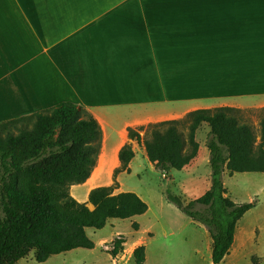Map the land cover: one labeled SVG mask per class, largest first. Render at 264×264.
Masks as SVG:
<instances>
[{"label": "crops", "instance_id": "crops-1", "mask_svg": "<svg viewBox=\"0 0 264 264\" xmlns=\"http://www.w3.org/2000/svg\"><path fill=\"white\" fill-rule=\"evenodd\" d=\"M60 102L82 106L101 129L91 175L70 188L72 197L86 202L91 189L113 183L124 145L134 152L129 172L137 152L147 158L144 147L128 137L129 128L142 139L148 125L182 120L195 110L263 113L264 0H0V122ZM200 148L199 143L196 157ZM196 157L181 170L191 174ZM129 172L117 174L114 194L134 192L121 181ZM235 174L223 173L227 195L254 206L238 220L219 264H264V172L242 173L253 184L245 199L235 198L225 183ZM77 188L83 192L74 194ZM148 213L149 206L123 219L133 228L131 239L122 235L116 257L104 253L111 264H135L139 245L144 264H213L205 226L181 211L150 218L145 226L140 218ZM111 240H92L88 253Z\"/></svg>", "mask_w": 264, "mask_h": 264}, {"label": "trees", "instance_id": "trees-1", "mask_svg": "<svg viewBox=\"0 0 264 264\" xmlns=\"http://www.w3.org/2000/svg\"><path fill=\"white\" fill-rule=\"evenodd\" d=\"M236 111L228 107L195 110L182 120L148 125L142 139L137 130L128 129V137L144 147L147 159L169 171L181 170L196 157V131L208 126L210 187L193 200L169 191L165 199L205 226L213 264L229 252L238 220L254 206V202L235 203L229 198L224 171L264 172V115L257 140ZM183 121H189L186 139L179 130ZM101 139L96 119L72 102L0 122V264H16L30 253L40 263L76 248L92 249L86 228L101 229L108 219H128L147 211L146 202L136 193L114 194V184L91 189L86 202L70 194L72 185L84 183L91 175ZM133 157L131 146L124 145L113 177L129 172ZM124 242L125 237L118 235L107 252L116 257ZM132 256L135 264H144V246H137Z\"/></svg>", "mask_w": 264, "mask_h": 264}, {"label": "rangeland", "instance_id": "rangeland-1", "mask_svg": "<svg viewBox=\"0 0 264 264\" xmlns=\"http://www.w3.org/2000/svg\"><path fill=\"white\" fill-rule=\"evenodd\" d=\"M234 114L240 122L247 123L252 127L258 140L260 129L259 122L264 112L254 113L251 111L238 110L234 112ZM188 125L189 121H183L179 125V130L182 132L185 139L188 133ZM208 130L209 128L205 124L196 131V139L201 144V148L199 150L198 157H196L194 160L195 168L191 169V174L190 172L188 173L187 170H160L159 168L155 167L153 163H151L144 156L143 153L137 152L132 171L128 174H123L121 181L123 183L124 189L140 194L149 206V213L140 218L141 222H143L145 226L148 225L150 218L156 219L157 217L159 218L161 216H173L176 214V212H180V210L174 204L168 202L165 199L166 191L182 196L186 200H190L195 195L198 196L203 193L204 190L200 192L202 189L200 187L210 184V167L206 161L209 156V151L205 146L208 139ZM244 176L246 175L238 173L233 175L231 178H228L227 176L225 177V183L227 187L233 191V195L237 199H245L246 189L251 190L253 187L252 182L245 180ZM115 177L112 178L114 190L119 188V183L116 181ZM72 191L74 194H76L77 192H83V189L77 188ZM69 192L71 194L70 189ZM112 222H114L112 223L113 226L107 223L101 229L87 228L86 233L88 237L98 243L99 239L101 238L114 239L117 237L114 235V233L116 231H120L121 235L131 239L133 228L131 227L128 220L116 219ZM149 223L153 222L150 221ZM152 229L154 231H160V227L156 225L153 226ZM172 238L174 237H169V241H174ZM110 248V242L103 243L101 246H97L96 249L91 253H88L87 249L81 248L75 251L51 255L46 261L40 263L36 262L32 253H30L25 258L20 259L16 264H111L110 258L104 255V253Z\"/></svg>", "mask_w": 264, "mask_h": 264}]
</instances>
